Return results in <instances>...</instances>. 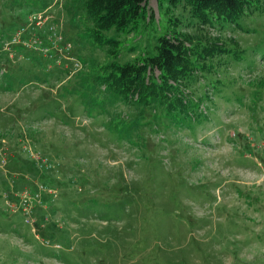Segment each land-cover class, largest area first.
<instances>
[{
	"label": "rangeland",
	"instance_id": "rangeland-1",
	"mask_svg": "<svg viewBox=\"0 0 264 264\" xmlns=\"http://www.w3.org/2000/svg\"><path fill=\"white\" fill-rule=\"evenodd\" d=\"M65 2L0 0V264H264V0L232 23L147 0L151 22L107 33L119 61L168 17L197 49L222 42L181 87L199 116L178 124L101 86L83 108L77 79L107 57Z\"/></svg>",
	"mask_w": 264,
	"mask_h": 264
},
{
	"label": "trees",
	"instance_id": "trees-1",
	"mask_svg": "<svg viewBox=\"0 0 264 264\" xmlns=\"http://www.w3.org/2000/svg\"><path fill=\"white\" fill-rule=\"evenodd\" d=\"M258 1L165 0V8L169 11L177 4H184L201 23H211L212 18L232 23L237 21L248 5ZM71 2L75 4L76 9ZM71 2L69 0L64 5L69 21L74 22L75 12L80 9L89 21V25L84 28L87 37L98 46H104L107 57L104 64H95L89 67L82 77L79 76L77 85L73 88L81 97L84 109L89 111L93 108L91 101L92 99L95 101V97L92 98L89 92L95 96L98 87L101 86L102 92L108 97L119 98L142 109L148 106L161 109L169 124H178L179 120L199 116L195 113V105L186 94H182L181 87L186 86L194 69L202 68L204 60L212 57L214 53L212 49L216 53L228 52L222 47V42L215 38L206 46L197 49V44H193L190 34L177 29L178 21L174 17L173 19L168 17L164 31L155 36L150 48L141 50L129 60L119 61L117 57L121 42L115 35L107 33L134 32L145 19H148L146 23L151 22L152 16L146 9L147 0H71ZM24 52L28 59L37 62L31 52ZM260 83L263 88L264 75L260 78ZM156 118L157 116L152 120ZM138 122L139 120H132V123L140 126ZM132 123L125 124L124 128L107 124L117 133L121 131L126 133L132 128Z\"/></svg>",
	"mask_w": 264,
	"mask_h": 264
},
{
	"label": "built area",
	"instance_id": "built-area-1",
	"mask_svg": "<svg viewBox=\"0 0 264 264\" xmlns=\"http://www.w3.org/2000/svg\"><path fill=\"white\" fill-rule=\"evenodd\" d=\"M31 14H35V13H31ZM37 17L39 16V14H35ZM32 18L34 19V15L32 16Z\"/></svg>",
	"mask_w": 264,
	"mask_h": 264
}]
</instances>
